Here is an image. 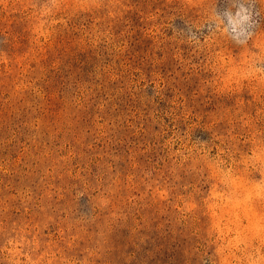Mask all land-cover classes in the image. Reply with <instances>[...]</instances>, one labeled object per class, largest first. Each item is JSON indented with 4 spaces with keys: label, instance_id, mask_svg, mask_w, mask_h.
<instances>
[{
    "label": "rangeland",
    "instance_id": "1",
    "mask_svg": "<svg viewBox=\"0 0 264 264\" xmlns=\"http://www.w3.org/2000/svg\"><path fill=\"white\" fill-rule=\"evenodd\" d=\"M0 264H264V0H0Z\"/></svg>",
    "mask_w": 264,
    "mask_h": 264
}]
</instances>
